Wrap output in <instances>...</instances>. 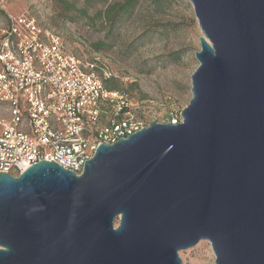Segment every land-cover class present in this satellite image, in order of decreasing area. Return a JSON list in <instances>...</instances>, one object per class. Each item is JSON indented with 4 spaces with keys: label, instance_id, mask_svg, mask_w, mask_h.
<instances>
[{
    "label": "water",
    "instance_id": "obj_1",
    "mask_svg": "<svg viewBox=\"0 0 264 264\" xmlns=\"http://www.w3.org/2000/svg\"><path fill=\"white\" fill-rule=\"evenodd\" d=\"M204 35L182 121L100 143L80 175L0 172V264H264V0H190Z\"/></svg>",
    "mask_w": 264,
    "mask_h": 264
},
{
    "label": "built area",
    "instance_id": "obj_2",
    "mask_svg": "<svg viewBox=\"0 0 264 264\" xmlns=\"http://www.w3.org/2000/svg\"><path fill=\"white\" fill-rule=\"evenodd\" d=\"M9 2L0 0L6 15L0 22V172L19 176L53 160L80 175L100 143L150 123L138 108L120 104L96 61L69 51L34 16L13 15ZM181 121L173 114L168 122Z\"/></svg>",
    "mask_w": 264,
    "mask_h": 264
},
{
    "label": "rangeland",
    "instance_id": "obj_3",
    "mask_svg": "<svg viewBox=\"0 0 264 264\" xmlns=\"http://www.w3.org/2000/svg\"><path fill=\"white\" fill-rule=\"evenodd\" d=\"M65 1L86 7L85 0H10L7 7L13 15L34 16L62 36L69 51L96 61L107 89L117 92L120 104L138 108L149 123H166L173 114L182 118L193 95L191 74L199 66L196 52L204 35L192 2L137 0L133 11L110 27L96 12L122 0L92 2L89 18L67 9ZM0 22H6L1 10ZM180 257L183 264H215L209 240L181 250Z\"/></svg>",
    "mask_w": 264,
    "mask_h": 264
},
{
    "label": "trees",
    "instance_id": "obj_4",
    "mask_svg": "<svg viewBox=\"0 0 264 264\" xmlns=\"http://www.w3.org/2000/svg\"><path fill=\"white\" fill-rule=\"evenodd\" d=\"M106 3L108 0H85L86 7H78L77 4H73L72 2L65 1V5H67V9L74 10L78 12L82 17L89 18V7H91L92 2ZM137 5V0H122V2L118 3H108L107 8L105 10H100L96 12L97 17L102 20V23L110 27L114 26L120 18L125 15L130 14L135 6ZM102 44H95V47L99 49Z\"/></svg>",
    "mask_w": 264,
    "mask_h": 264
}]
</instances>
